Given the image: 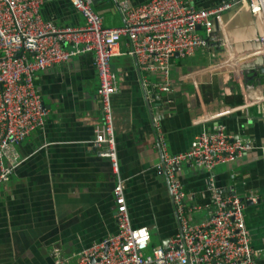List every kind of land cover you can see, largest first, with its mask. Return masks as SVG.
Returning <instances> with one entry per match:
<instances>
[{
    "label": "crops",
    "instance_id": "crops-1",
    "mask_svg": "<svg viewBox=\"0 0 264 264\" xmlns=\"http://www.w3.org/2000/svg\"><path fill=\"white\" fill-rule=\"evenodd\" d=\"M128 1L139 5L147 0ZM191 1L208 9L227 0ZM93 8L104 26L122 25L114 0H93ZM40 12L59 26L84 24L67 0H45ZM212 22L225 45L172 58L169 93L158 90L157 72L139 73L129 53L111 58L117 79L111 97L117 174L109 158L99 154L103 147L93 143L101 120L93 54L36 74L47 115L44 125L16 146L22 162L0 186V264H54V245L73 255L116 234L113 188L121 181L132 226L147 228L150 247L166 245L179 225L167 180L156 166L163 154L185 151L195 135L210 131L214 123L247 143L241 158L216 164L212 175L216 187L255 198L246 202L243 213L251 246L263 251L264 48L257 37L264 33V20L240 3ZM174 170L186 205L198 207L190 222H202L213 211L208 173L187 161ZM255 264H264V252Z\"/></svg>",
    "mask_w": 264,
    "mask_h": 264
},
{
    "label": "built area",
    "instance_id": "built-area-1",
    "mask_svg": "<svg viewBox=\"0 0 264 264\" xmlns=\"http://www.w3.org/2000/svg\"><path fill=\"white\" fill-rule=\"evenodd\" d=\"M44 1L0 0V186L22 162L16 146L45 122L47 110L35 85L38 72L66 63L74 56L93 54L101 111L93 143L103 147L99 154L109 158L112 171L117 174L111 107L117 79L111 69V58L123 51L129 53L136 59L139 73L157 72L161 78L158 90L169 93L172 58H184L198 49L225 45L224 38L213 32V16L243 3L264 20V0H227L219 7L208 9L196 7L191 0H147L139 5L114 0L123 23L106 27L103 17L93 8V0H67L84 24L59 26L42 18ZM257 40L264 48V33ZM161 145L166 150L163 141ZM247 149L246 142L227 133L223 124L214 123L210 131L195 135L185 151L162 155L156 168L167 180L179 225L166 245L150 247L147 228L132 226L121 181L113 188L118 232L73 255H66L61 247L54 245L53 263L255 264L264 249L260 251L251 246L243 213L246 202L255 198L239 196L234 188L216 187L212 175L216 164L234 162ZM183 161L208 173L213 211L200 223L190 222L192 210L198 207L186 205L183 186L175 176V166Z\"/></svg>",
    "mask_w": 264,
    "mask_h": 264
},
{
    "label": "water",
    "instance_id": "water-1",
    "mask_svg": "<svg viewBox=\"0 0 264 264\" xmlns=\"http://www.w3.org/2000/svg\"><path fill=\"white\" fill-rule=\"evenodd\" d=\"M197 29H200V27L198 26ZM145 93H146V92H145ZM145 95H146V94H145ZM157 99H159L158 96H157ZM147 103H148V101H147ZM148 105H149V103H148ZM159 105H160L159 102L155 104V106H159ZM149 108H150V107H149ZM158 145H159V147H160V144H159V143H158ZM161 158H162V156H161Z\"/></svg>",
    "mask_w": 264,
    "mask_h": 264
}]
</instances>
